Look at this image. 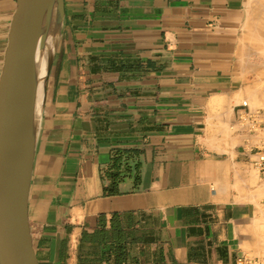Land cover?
Returning <instances> with one entry per match:
<instances>
[{"label": "crops", "instance_id": "obj_1", "mask_svg": "<svg viewBox=\"0 0 264 264\" xmlns=\"http://www.w3.org/2000/svg\"><path fill=\"white\" fill-rule=\"evenodd\" d=\"M15 3L0 0V72ZM248 4L64 0L28 196L39 264L258 253L264 178L234 104Z\"/></svg>", "mask_w": 264, "mask_h": 264}, {"label": "water", "instance_id": "obj_2", "mask_svg": "<svg viewBox=\"0 0 264 264\" xmlns=\"http://www.w3.org/2000/svg\"><path fill=\"white\" fill-rule=\"evenodd\" d=\"M64 14V0H16L10 17L0 72V264H39L28 217L38 121L37 52L45 47L53 22L60 38Z\"/></svg>", "mask_w": 264, "mask_h": 264}, {"label": "rangeland", "instance_id": "obj_3", "mask_svg": "<svg viewBox=\"0 0 264 264\" xmlns=\"http://www.w3.org/2000/svg\"><path fill=\"white\" fill-rule=\"evenodd\" d=\"M264 0H249L246 22L244 23L240 47L241 63L244 70L245 78L242 85L241 92L237 93L238 98L234 99V104H238L246 100L242 93L249 90H257V92L264 99V42L258 37V26L262 25V15H264ZM262 21V22H261ZM256 36V38H255ZM258 38V39H257ZM256 40L257 44H256ZM260 42L262 43H258ZM264 106L261 105L262 108ZM231 133L230 128H226V134ZM264 225V224H263ZM260 234V243L258 246V253H249L248 256L263 257L264 256V227L261 226L258 231Z\"/></svg>", "mask_w": 264, "mask_h": 264}, {"label": "bare ground", "instance_id": "obj_4", "mask_svg": "<svg viewBox=\"0 0 264 264\" xmlns=\"http://www.w3.org/2000/svg\"><path fill=\"white\" fill-rule=\"evenodd\" d=\"M261 18H262L261 20H263V22L261 21L262 25L258 26V29H257L258 31H256V33L258 32V37L260 35L264 36V15H262ZM260 38L262 39V42H264V38L261 36ZM58 40H59V34L57 31V24L53 22L49 30V34H48L45 47L38 49V52H37V72H38L39 86H38V93H37V99H36V114H35L36 121L41 115L44 98L46 96V91H47L46 79H47L48 67H49L51 57L56 51ZM257 41L258 40H256V44H257ZM258 43L259 44L261 43L260 40ZM242 94H243L242 96L246 98V101L249 102L252 108L258 109L257 107H261V105L264 106V99L257 92V90L247 89ZM235 98H238V95H236ZM218 102H221V99H219Z\"/></svg>", "mask_w": 264, "mask_h": 264}, {"label": "built area", "instance_id": "obj_5", "mask_svg": "<svg viewBox=\"0 0 264 264\" xmlns=\"http://www.w3.org/2000/svg\"><path fill=\"white\" fill-rule=\"evenodd\" d=\"M240 129L257 138L250 149L255 168L264 178V107L254 109L248 101L238 105ZM237 264H264L263 257L243 255Z\"/></svg>", "mask_w": 264, "mask_h": 264}]
</instances>
